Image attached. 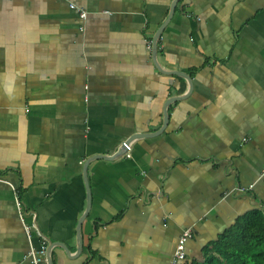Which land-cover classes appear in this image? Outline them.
Listing matches in <instances>:
<instances>
[{
	"label": "crops",
	"instance_id": "0c3cea01",
	"mask_svg": "<svg viewBox=\"0 0 264 264\" xmlns=\"http://www.w3.org/2000/svg\"><path fill=\"white\" fill-rule=\"evenodd\" d=\"M174 1L0 0V264L42 242L8 182L54 264H199L264 210V0Z\"/></svg>",
	"mask_w": 264,
	"mask_h": 264
},
{
	"label": "trees",
	"instance_id": "16d2710c",
	"mask_svg": "<svg viewBox=\"0 0 264 264\" xmlns=\"http://www.w3.org/2000/svg\"><path fill=\"white\" fill-rule=\"evenodd\" d=\"M199 264H264V210L240 216L206 248Z\"/></svg>",
	"mask_w": 264,
	"mask_h": 264
},
{
	"label": "built area",
	"instance_id": "2783aa9c",
	"mask_svg": "<svg viewBox=\"0 0 264 264\" xmlns=\"http://www.w3.org/2000/svg\"><path fill=\"white\" fill-rule=\"evenodd\" d=\"M72 8H77L75 4H71ZM80 11V15L82 18H85L87 16V12L83 9L78 8ZM126 144V143H125ZM130 150V146L127 144V151ZM264 174V170H263ZM14 189V198H15V205L18 210L19 217L23 221V224L25 226V230L27 232L28 238L31 241L33 239L34 233L37 235L41 240L40 246H35L34 244H30V249L27 254L28 259L31 261L32 264H42L46 259L47 254V239L43 235V233L38 229L35 222H28L27 221V208L25 205V202L21 196V193L19 191V188L13 184L12 182H8ZM241 191L247 190L246 187H241ZM192 236L191 229H186L182 233V235L179 238L177 248H176V260H184L186 257V244L188 239Z\"/></svg>",
	"mask_w": 264,
	"mask_h": 264
},
{
	"label": "water",
	"instance_id": "95a60500",
	"mask_svg": "<svg viewBox=\"0 0 264 264\" xmlns=\"http://www.w3.org/2000/svg\"><path fill=\"white\" fill-rule=\"evenodd\" d=\"M177 2H178V0H175V1L173 2L172 6H171L170 13H169V17H171V16L173 15V13H174V11H175V7H176ZM163 27H164V26H162V27L157 31L156 35L154 36V41H153V51H154V53L157 52V49H158V48H157V46H158V41H159V38H160V36H161V32H162V30H163ZM173 73H174V74H180V75H183L180 71H174ZM191 81H192V79H191ZM168 120H169V116H168V112H167V110H166V111H165V117H164V124H166V123L168 122ZM127 144H129V142H126V144H124V145H125V148L127 147ZM120 155H121V154H117V155H114V156H113V155H109L108 158H109V159H113V158H116L117 156H120ZM97 158H107V157L104 156V155H99ZM87 190H88V188H87ZM89 202H90V195H89ZM79 239H80V237H79V235H78V241H79ZM60 246H62V247L66 250V252L69 253L68 248H67L65 245L60 244ZM50 254H51V249H48V250H47V261L49 262V264H54Z\"/></svg>",
	"mask_w": 264,
	"mask_h": 264
}]
</instances>
